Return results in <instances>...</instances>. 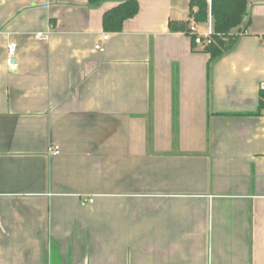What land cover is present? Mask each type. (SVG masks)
Returning <instances> with one entry per match:
<instances>
[{
    "label": "crops",
    "instance_id": "1",
    "mask_svg": "<svg viewBox=\"0 0 264 264\" xmlns=\"http://www.w3.org/2000/svg\"><path fill=\"white\" fill-rule=\"evenodd\" d=\"M127 1L0 0V264H264V0L211 68L199 0Z\"/></svg>",
    "mask_w": 264,
    "mask_h": 264
},
{
    "label": "trees",
    "instance_id": "2",
    "mask_svg": "<svg viewBox=\"0 0 264 264\" xmlns=\"http://www.w3.org/2000/svg\"><path fill=\"white\" fill-rule=\"evenodd\" d=\"M115 0H89L93 8ZM196 9V12L193 10ZM139 13V5L129 0L104 17V30L110 33H121L124 24L134 19ZM213 19V32L211 45L203 48L202 52L210 56V68L231 53L238 45L241 33L248 17L247 0H212L211 5L206 0L194 1L191 3V19L194 23L205 24L209 16ZM170 30L173 33H185L191 37L194 48L196 34L191 32L189 23H171ZM264 105V102H263ZM264 108V107H262Z\"/></svg>",
    "mask_w": 264,
    "mask_h": 264
},
{
    "label": "built area",
    "instance_id": "3",
    "mask_svg": "<svg viewBox=\"0 0 264 264\" xmlns=\"http://www.w3.org/2000/svg\"><path fill=\"white\" fill-rule=\"evenodd\" d=\"M191 32L195 35V26H192L191 27ZM212 32H210V34H208L207 36L205 37H202V36H196V39H195V44L197 47H202V48H205L209 45H211L212 43V39H211V36H212ZM51 34L52 33H38L36 35V38L40 41H48L51 37ZM109 40V35H104L103 36V42L106 43L108 42ZM96 51L100 52V53H105V48L102 44L100 45H97L95 47ZM16 50H17V44L16 43H10L8 45V48H7V51H8V56L10 58H14L15 57V54H16ZM262 91H264V84L262 85ZM49 154L50 156L52 157H58L60 154H61V149L60 147L58 146H53V147H50L49 149ZM94 199H88V200H85L83 203H82V206L83 207H86V206H89V205H93L94 204Z\"/></svg>",
    "mask_w": 264,
    "mask_h": 264
}]
</instances>
